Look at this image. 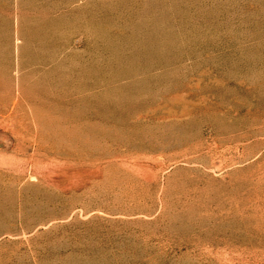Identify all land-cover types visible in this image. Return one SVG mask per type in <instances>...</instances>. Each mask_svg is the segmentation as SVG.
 <instances>
[{"label": "rangeland", "instance_id": "374dc122", "mask_svg": "<svg viewBox=\"0 0 264 264\" xmlns=\"http://www.w3.org/2000/svg\"><path fill=\"white\" fill-rule=\"evenodd\" d=\"M189 217L240 223L237 249L191 254ZM254 251L264 0H0V264Z\"/></svg>", "mask_w": 264, "mask_h": 264}, {"label": "bare ground", "instance_id": "6f19581e", "mask_svg": "<svg viewBox=\"0 0 264 264\" xmlns=\"http://www.w3.org/2000/svg\"><path fill=\"white\" fill-rule=\"evenodd\" d=\"M184 217L186 218V216ZM174 223L169 226L170 236H178L182 240H186L187 243L181 241V244H184L191 254L193 253L200 259L214 256L221 247L230 248L231 251L237 249V245L231 240L235 241L234 237L240 231L241 224L238 222L212 223L209 219L196 220L189 217L187 220L183 218ZM247 257L253 259L257 264H264V253L262 252L254 251Z\"/></svg>", "mask_w": 264, "mask_h": 264}]
</instances>
